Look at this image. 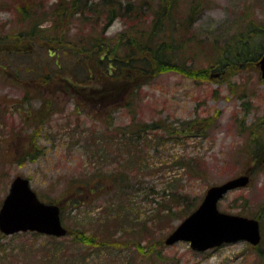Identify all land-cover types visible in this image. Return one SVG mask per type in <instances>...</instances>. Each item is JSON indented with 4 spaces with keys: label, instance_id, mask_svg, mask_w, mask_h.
<instances>
[{
    "label": "rangeland",
    "instance_id": "obj_1",
    "mask_svg": "<svg viewBox=\"0 0 264 264\" xmlns=\"http://www.w3.org/2000/svg\"><path fill=\"white\" fill-rule=\"evenodd\" d=\"M188 2L190 0H181V11L187 8ZM22 22L15 5L10 0H0V43L17 52L38 50L36 59L40 60L44 50L19 35L27 27ZM48 24L49 21L45 22ZM70 25L68 38L89 29L87 23L77 19ZM122 28V20L117 19L106 35L115 36ZM195 29L204 40L203 48L191 50L193 56H190L194 58V66L208 68L209 78L196 80L175 71L165 72L143 83L135 91L131 106H108L104 111L112 117L108 126L97 119L99 114L91 110L90 104H82L78 110L74 108L73 98L81 101L85 97L76 98L64 89L52 96L53 109L44 114L47 118L43 117L39 123L28 121V117L17 114L15 108L3 113L9 119H0V205L16 175L27 176L41 199L63 202L72 196L80 180L99 170L115 171L117 167H113L123 159L121 165L130 184L124 196L129 199L127 208L120 211L111 203L110 193H102L94 199L80 197L77 198L79 203L66 204L62 222L70 234L51 238L30 231L12 235L0 233V264H264V161L255 162L248 156L256 147L264 145V78L258 66L264 53V0H208L207 7L195 21ZM223 42L231 44L225 48L228 55L235 46L237 49L248 47L260 56L254 61L239 63L231 73H220L214 54L215 48L220 50ZM19 54H8L7 64L12 67L27 64L29 55ZM14 73L12 68L0 71L2 102H18L24 89L34 86L24 84L21 73ZM92 75L97 83L98 71L94 70ZM38 103L39 99L34 96L29 102L32 106L27 104V107L33 108ZM214 114L218 115L206 133L182 132L176 137L163 126L147 129L149 147L145 146L148 149L143 151L140 162L137 156L129 157L123 151L116 161L110 158L116 152L106 132L114 133L115 129L133 121L167 126L193 119L200 123L201 118ZM9 130H17L22 135L12 141L16 144L12 143V150L6 154L2 140ZM145 133H141V137H147ZM117 137L113 139L119 142ZM107 139L109 146L103 143ZM32 140L36 142L35 158L24 156V151L34 146ZM94 142L99 143L98 147ZM140 144L142 146V140ZM190 159L201 164V176L190 175L186 165L175 162L188 160L190 163ZM241 174H249V182L228 191L219 199L217 207L222 212L257 218L261 230L258 245L239 240L197 251L188 241L164 242V238L197 208L209 186ZM166 189L184 193V203L189 206H180L150 226L157 207L155 202ZM82 235L93 236L92 243L80 241L78 238ZM110 235L120 238L121 242L110 244L107 241Z\"/></svg>",
    "mask_w": 264,
    "mask_h": 264
},
{
    "label": "trees",
    "instance_id": "obj_2",
    "mask_svg": "<svg viewBox=\"0 0 264 264\" xmlns=\"http://www.w3.org/2000/svg\"><path fill=\"white\" fill-rule=\"evenodd\" d=\"M10 1L15 5L19 18L22 19V23H25L24 26H27L19 32V35L25 36L26 40L36 42L39 49L44 51H42L41 59L37 60L39 52L36 49L35 54L32 52L33 49L17 52L11 47L5 48L4 44L0 43V71L12 68L14 72L21 73L24 84L34 85L29 89H24L25 93L18 102L9 100L10 107L7 106L9 101L2 102L1 97L0 119L6 117L4 112L9 113L10 108H15L17 114H25L24 118L28 117V121L39 123L43 120L44 114H49V111L53 109L51 108L52 96L57 90L64 89L70 94L73 93L76 98L79 95L85 97L81 101L72 97L74 108L78 110L82 104L87 106L90 104L91 110L99 114L97 119L102 121L103 125L108 126L112 123V117L104 114L108 106H131L135 91L143 83L150 82L165 72L175 71L196 80L209 78L208 68L194 66L192 62L194 58L190 56H193L191 50L198 51L199 48H203L204 40L194 28L195 21L201 11L207 7L208 0H190L184 11H181L179 7L181 0H54L51 3H48L49 0ZM74 19L83 24L87 23L89 29L81 35L74 34L68 38L71 30L70 23ZM117 19L122 20L123 28L116 32L115 36H107V29ZM47 21L49 24L45 25ZM239 42L240 45L245 46L242 41ZM229 47H231L230 42H223L220 50L218 47L215 48L214 62L220 73H231L239 63L254 61L260 56V53L255 55L254 50L248 47L237 49L235 46H232L233 49L228 55L225 48ZM18 53H20L18 56L29 55L26 61L28 63L23 66L15 64L13 67L9 66L7 55ZM94 70L98 71L97 80L94 79L97 83L93 81L92 72ZM34 96L39 99V103L29 108L32 106L29 102ZM123 99L126 100L122 101ZM4 105L6 106L3 107ZM111 111L112 108L109 114ZM217 115L203 117L200 123L193 119L184 121L181 125L170 124L169 126L158 122L148 125L133 121L132 124L115 129L114 133H105L111 139L113 145L111 148L114 153L116 152L115 156H110L109 153L105 155L107 154L116 161V157L120 156L123 151L129 157L137 156L140 162L143 151L146 152L149 147L150 138L148 133H145L147 129L163 126L166 132L176 137L182 132H189L190 135L199 132L206 133V129L211 127ZM6 118L9 119V117ZM141 133H145L147 137H141ZM34 134L35 132L30 135ZM20 135L22 134H18L17 130H9L7 137L3 138L2 149L6 150V154L16 144L12 141ZM116 136H119L117 137L119 142L114 141L113 138ZM141 140L143 141L142 146ZM104 142L109 146L108 139ZM31 143L34 146L30 147V150H25L24 156L35 158L37 155L36 142L32 140ZM98 145L99 143H95L96 147ZM256 148L257 150L251 151L248 156L255 162L264 161V145ZM121 161L123 159H120L113 167H117L115 171L102 172L99 170L97 174H91L83 181L80 180L72 196L62 199L61 214L66 204L79 203L77 198L81 197L84 200L93 197L94 199L102 193L111 194L110 200L117 207L115 209L120 211L127 208L129 199L124 196H127L130 183ZM175 162L180 166L186 165V170L192 176L202 174L201 164H198L197 160L190 159V163L188 160ZM166 191L163 190L157 202L154 201L157 207L155 206L156 210L150 218V226L156 225L159 218L170 214L180 206L184 204V206L187 205L186 207L189 206L186 202L184 203L183 198L186 196L184 193L178 190L166 189ZM121 221L123 222L122 218ZM142 222L145 223V221ZM67 233L70 234L71 231L68 229ZM123 236L126 241V236ZM91 237L93 236L82 235L78 239L90 244L92 243ZM120 240L110 235L107 241L110 244H117L121 242Z\"/></svg>",
    "mask_w": 264,
    "mask_h": 264
},
{
    "label": "water",
    "instance_id": "obj_3",
    "mask_svg": "<svg viewBox=\"0 0 264 264\" xmlns=\"http://www.w3.org/2000/svg\"><path fill=\"white\" fill-rule=\"evenodd\" d=\"M258 66L260 76L264 78V53ZM248 182L249 175L241 174L209 186L197 208L169 233L164 242L186 240L193 249L200 251L237 240H246L253 245L259 243L261 233L256 218L221 212L217 207L218 200L229 190ZM27 230L58 237L67 232L61 221L60 205L40 200L31 188L29 178L16 175L0 206V231L12 234Z\"/></svg>",
    "mask_w": 264,
    "mask_h": 264
}]
</instances>
